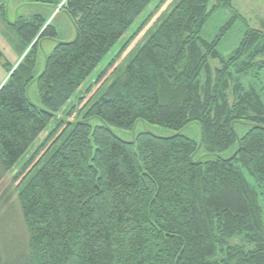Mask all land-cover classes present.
Returning <instances> with one entry per match:
<instances>
[{
    "label": "trees",
    "instance_id": "obj_1",
    "mask_svg": "<svg viewBox=\"0 0 264 264\" xmlns=\"http://www.w3.org/2000/svg\"><path fill=\"white\" fill-rule=\"evenodd\" d=\"M152 1L65 0L77 37L55 46L37 79V51L56 31L40 14L13 24L25 48L34 44L10 76L14 66L3 62L0 182ZM212 1L177 0L125 77L90 99L81 120L58 124L25 162L17 175L28 231L23 264H264L263 90L240 83L228 97L231 69L249 56L236 71L244 74L264 54V31L249 27L224 58L218 46L238 15L205 40V23L233 0ZM210 59L221 63L215 78ZM35 80L41 105L28 96ZM94 117L103 124L93 127ZM140 120L178 131L199 122L201 142L151 133L128 142L111 129ZM236 122L252 127L240 137ZM236 144L232 157L219 155ZM201 148L217 156L195 160ZM234 237L242 243L230 245Z\"/></svg>",
    "mask_w": 264,
    "mask_h": 264
},
{
    "label": "rangeland",
    "instance_id": "obj_2",
    "mask_svg": "<svg viewBox=\"0 0 264 264\" xmlns=\"http://www.w3.org/2000/svg\"><path fill=\"white\" fill-rule=\"evenodd\" d=\"M176 2L177 0H153L150 3L124 37L104 57L71 100L56 114L55 120L50 123L27 154L1 180L0 245L4 253V264H23L24 251L27 249L28 231L21 213L17 186L20 182V178L17 175L21 172L25 162L32 157L39 145L43 143L58 124L81 120L85 113L83 107L90 99L103 93L115 79L119 77L123 79L125 77L124 71L129 60L146 39L150 30L159 24L163 16L167 14ZM64 3L65 0H0V54L2 55L0 60V86L6 83L8 79V72L3 62H8L15 67L23 60L32 47L30 45L25 48L15 32L13 24L20 17L30 19L40 14L47 19V24H51L56 31V37L44 38L41 41L36 55V79L44 71L46 58L55 46L61 42H72L76 39L77 29L73 20L65 10L60 8ZM213 4H215V0L212 1ZM235 14L238 15L237 21L218 46V50L224 58H229L234 53L249 27L264 31V0H233L231 8H221L208 19L202 29V37L207 41H212L219 28ZM134 35L135 37L133 38ZM248 61H250V57L245 56L239 64L231 69L232 74L229 77L230 88L228 90L230 102L234 100V87L240 83L246 88L255 86L258 89H262L264 100V68L256 69L264 61V54L252 60L255 65L254 68L241 75L237 73V69ZM209 63L215 78L214 71L221 67V63L217 59H210ZM28 96L33 103L41 105L36 80L29 87ZM90 124L96 127L102 125L103 122L99 118L94 117L90 119ZM234 127L238 135L242 137L252 127V123L236 122ZM111 129L118 137L128 142L134 141L140 133H151L163 137L180 134L198 143L201 142L202 138V129L199 122H192L179 131L154 125L144 120L138 121L133 129L127 130L117 127H112ZM237 149L238 144L219 155L224 158H230ZM216 156L217 154H208L201 148L194 159L206 160ZM243 171L249 181L254 183V178L247 169L243 168ZM229 243L230 245H239L242 243L241 237H234L229 240Z\"/></svg>",
    "mask_w": 264,
    "mask_h": 264
},
{
    "label": "water",
    "instance_id": "obj_3",
    "mask_svg": "<svg viewBox=\"0 0 264 264\" xmlns=\"http://www.w3.org/2000/svg\"><path fill=\"white\" fill-rule=\"evenodd\" d=\"M60 8H61V6H60ZM48 24H49V23H48ZM38 37H39V36H38ZM33 44H34V43H33ZM33 44H32V45H33ZM18 64H19V63H18ZM18 64H17V65H18ZM17 65H16V66L13 68V70L10 72L9 76H10V75L12 74V72L16 69ZM0 88H1V87H0Z\"/></svg>",
    "mask_w": 264,
    "mask_h": 264
}]
</instances>
